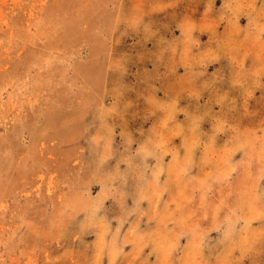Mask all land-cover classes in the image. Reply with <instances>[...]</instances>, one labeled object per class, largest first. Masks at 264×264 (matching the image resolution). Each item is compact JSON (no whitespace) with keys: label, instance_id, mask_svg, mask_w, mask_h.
<instances>
[{"label":"rangeland","instance_id":"1","mask_svg":"<svg viewBox=\"0 0 264 264\" xmlns=\"http://www.w3.org/2000/svg\"><path fill=\"white\" fill-rule=\"evenodd\" d=\"M0 264H264V0H0Z\"/></svg>","mask_w":264,"mask_h":264}]
</instances>
